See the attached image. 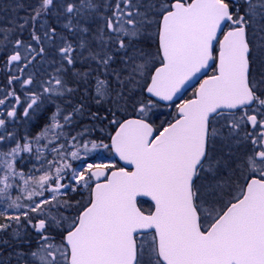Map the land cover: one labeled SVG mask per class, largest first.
<instances>
[{
	"label": "snow or ice",
	"instance_id": "1",
	"mask_svg": "<svg viewBox=\"0 0 264 264\" xmlns=\"http://www.w3.org/2000/svg\"><path fill=\"white\" fill-rule=\"evenodd\" d=\"M0 12V264H264V0Z\"/></svg>",
	"mask_w": 264,
	"mask_h": 264
},
{
	"label": "flooded vegetation",
	"instance_id": "2",
	"mask_svg": "<svg viewBox=\"0 0 264 264\" xmlns=\"http://www.w3.org/2000/svg\"><path fill=\"white\" fill-rule=\"evenodd\" d=\"M209 74H211L209 72ZM195 87H198V84H195L193 86V88H189V89H186L183 93V99H187V98H190L191 94H192V91L194 90ZM179 102V101H177ZM163 108V107H161ZM166 110L164 111L165 113L163 114L164 117H161L160 115L156 116L155 119H156V123L159 124L160 120L162 119H170V116L168 115V113L170 111H175L174 107L172 109H168V108H165ZM106 162V155L104 157V160ZM143 201H145L143 204L139 205L140 207H142L145 211H147L150 207H151V202H149L148 200H145V199H141Z\"/></svg>",
	"mask_w": 264,
	"mask_h": 264
},
{
	"label": "rangeland",
	"instance_id": "3",
	"mask_svg": "<svg viewBox=\"0 0 264 264\" xmlns=\"http://www.w3.org/2000/svg\"><path fill=\"white\" fill-rule=\"evenodd\" d=\"M0 1H5V3L7 2V0H0ZM2 6V5H1ZM10 13H3V12H0V16H3V15H9ZM22 15V14H21ZM166 109L163 107V108H160L158 111H157V115H160L161 117H164V111ZM106 155V161L108 160H111V159H114L112 155H110L106 150H103V151H99V152H96V153H93L92 156H91V159L95 162H101L104 160V157ZM73 163H78V162H73Z\"/></svg>",
	"mask_w": 264,
	"mask_h": 264
},
{
	"label": "trees",
	"instance_id": "4",
	"mask_svg": "<svg viewBox=\"0 0 264 264\" xmlns=\"http://www.w3.org/2000/svg\"><path fill=\"white\" fill-rule=\"evenodd\" d=\"M3 3H5V1L3 2V1H0V6L3 4ZM22 15H23V13H21ZM25 171L27 170V169H24Z\"/></svg>",
	"mask_w": 264,
	"mask_h": 264
},
{
	"label": "water",
	"instance_id": "5",
	"mask_svg": "<svg viewBox=\"0 0 264 264\" xmlns=\"http://www.w3.org/2000/svg\"><path fill=\"white\" fill-rule=\"evenodd\" d=\"M114 156V155H113ZM115 158V157H114ZM115 159H117V158H115ZM122 163V162H121ZM140 199H145V200H148V198H146V197H143V198H140ZM148 201H150V200H148ZM151 202V201H150Z\"/></svg>",
	"mask_w": 264,
	"mask_h": 264
}]
</instances>
